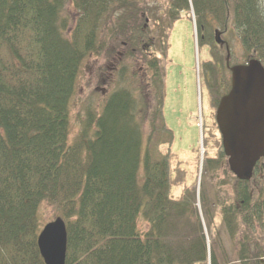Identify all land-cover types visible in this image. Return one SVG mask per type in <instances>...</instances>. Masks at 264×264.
<instances>
[{
	"label": "trees",
	"instance_id": "16d2710c",
	"mask_svg": "<svg viewBox=\"0 0 264 264\" xmlns=\"http://www.w3.org/2000/svg\"><path fill=\"white\" fill-rule=\"evenodd\" d=\"M69 2L77 11L72 22L65 11ZM144 4L0 0V264H44L36 241L43 202L56 206L65 221L64 264H221L214 208L230 238L242 225L237 261L262 264L264 239L255 225L264 231V156L249 180L235 177L231 191L220 189L213 200L202 184L198 198L196 187L188 186L173 197L180 178L172 177L173 136L163 117L164 67L145 50L157 37L164 46L165 27L183 13L191 18L192 11L197 43L214 46V62L224 60L212 45L214 28L225 33L233 25L243 62L256 58L264 65V0H169L166 20L154 19L157 37L150 38ZM119 38L127 56L140 51L150 91L113 90L98 113L87 110L71 140L69 103L81 63L107 48L111 56ZM208 68L216 105L224 92L218 69ZM220 140L217 157L206 161L211 173L226 161Z\"/></svg>",
	"mask_w": 264,
	"mask_h": 264
},
{
	"label": "rangeland",
	"instance_id": "374dc122",
	"mask_svg": "<svg viewBox=\"0 0 264 264\" xmlns=\"http://www.w3.org/2000/svg\"><path fill=\"white\" fill-rule=\"evenodd\" d=\"M146 12V22L153 37L156 33V17L166 20V10L169 0H143ZM66 14L72 22L76 18L77 11L69 2L65 6ZM189 18L186 14L172 22L167 30L165 45H159L157 40L150 39L156 44L145 50L146 54L156 53L164 67V103L163 117L166 126L172 131V141L169 144L172 157L171 168L172 177H179L180 181L176 187L172 188L173 197H177L182 192L183 187H196V196L202 187L206 195L213 200L215 192L220 189L231 191L235 183V176L227 167L226 161L214 172L206 170L207 159L217 157L220 134L215 123V111L212 110L213 94L212 88L208 87L205 77L208 75L210 66L219 68V64L214 62V46L197 43L195 33L194 15L190 11ZM148 17V18H147ZM166 24V21H165ZM222 37L229 44L230 63H242L244 60V50L239 38L233 29L229 30ZM119 38L118 46H115L114 53L106 56L104 54L87 55L81 63L77 75L75 90L69 103V137L72 140L76 135L82 120L86 116L87 110L98 113L106 97L118 87H136L139 91H150L148 84V69L141 58V53L136 50L133 56H127V45ZM149 44V41H147ZM214 45V44H212ZM114 46L110 42V48ZM150 48V49H149ZM219 54L224 58L225 52L222 48L215 46ZM224 62V60H223ZM220 63L217 70L216 80L218 89L220 84L218 79L229 76L228 69ZM209 82H213L211 78ZM145 128V132L147 131ZM221 141V140H220ZM168 144H163L162 148H167ZM224 178L225 183L218 186L216 181ZM254 185L260 186L259 179H254ZM198 200V199H197ZM197 208L201 217L204 234L207 244H209V232L206 227L207 221L202 217V204L197 201ZM214 227L218 231V241L216 242V255L221 264H240L237 261V246L241 236L242 225L238 235L230 238L224 230L221 214L214 208ZM58 209L53 204L43 202L38 208V227L55 218ZM206 222V224H205ZM138 225L145 228L142 217L139 215ZM256 233L264 239V231L255 225ZM215 232V230H213ZM264 264V257H262Z\"/></svg>",
	"mask_w": 264,
	"mask_h": 264
},
{
	"label": "water",
	"instance_id": "95a60500",
	"mask_svg": "<svg viewBox=\"0 0 264 264\" xmlns=\"http://www.w3.org/2000/svg\"><path fill=\"white\" fill-rule=\"evenodd\" d=\"M214 40L225 42L218 29L214 30ZM229 69L231 86L219 98L215 120L230 171L237 179L248 180L264 156V66L250 58ZM36 241L44 264H64L66 224L61 216L46 222Z\"/></svg>",
	"mask_w": 264,
	"mask_h": 264
},
{
	"label": "flooded vegetation",
	"instance_id": "af4514ba",
	"mask_svg": "<svg viewBox=\"0 0 264 264\" xmlns=\"http://www.w3.org/2000/svg\"><path fill=\"white\" fill-rule=\"evenodd\" d=\"M220 47H224V49H225V45H222V46H220ZM224 68L226 69H228V67H227V65L224 63ZM219 69H221L220 68V65H219V68H218V70ZM217 73H218V75H220V73L217 71ZM218 81H219V84H220V88L224 91V93L226 92V88H227V85H228V82L230 81V71H229V76L228 77H225V76H223V77H221V78H219L218 79ZM208 87H209V85H208ZM210 104L212 105V110H214L215 111V109H216V105H213L212 104V101L210 100ZM218 132H219V130H218Z\"/></svg>",
	"mask_w": 264,
	"mask_h": 264
},
{
	"label": "bare ground",
	"instance_id": "6f19581e",
	"mask_svg": "<svg viewBox=\"0 0 264 264\" xmlns=\"http://www.w3.org/2000/svg\"><path fill=\"white\" fill-rule=\"evenodd\" d=\"M216 29H218V30L221 31V38L224 40V38L222 37V35L224 34V33L222 32V30L219 29V28H216ZM213 37H214V32H213ZM214 45L217 46V47H219V48H222V49L224 50V52H225V56L227 55V56H226V59H227V66L230 67V66L234 65V64H231V63H230L229 48H226V47H225V49H224V47H220V46H222V44H218V43H216V42H215ZM259 61H260V60H259ZM235 64H238V63H235ZM230 86H231V85H230ZM229 88H230V87H229ZM229 88H228V90H229ZM226 89H227V88H226ZM228 90H227V91H228ZM219 134H220V133H219ZM226 164H227V167H228V169H229L228 161H226ZM229 170H230V169H229ZM230 172H231V171H230ZM232 174H233V173H232ZM233 175H234V174H233ZM251 177H252V176H251ZM251 177H250V178H251ZM250 178H249V179H250ZM249 179H248V180H249Z\"/></svg>",
	"mask_w": 264,
	"mask_h": 264
}]
</instances>
